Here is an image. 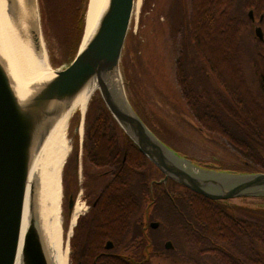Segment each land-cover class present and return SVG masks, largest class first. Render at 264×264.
I'll use <instances>...</instances> for the list:
<instances>
[{
    "label": "trees",
    "instance_id": "trees-1",
    "mask_svg": "<svg viewBox=\"0 0 264 264\" xmlns=\"http://www.w3.org/2000/svg\"><path fill=\"white\" fill-rule=\"evenodd\" d=\"M152 1L156 2L142 0L141 11ZM41 4L49 29L63 33L71 50L68 57H74L83 35L87 0H41ZM250 11L256 24L263 17L258 24L262 41L251 37ZM167 19L174 42L179 44L175 79L191 114V125L201 129L205 137L220 135L238 152V161L245 169L264 173V0H188L185 6L182 0H172ZM127 75L124 80L129 99L145 123L147 118L152 125L168 127L145 106L146 97H139L144 90H136ZM94 98L85 113L83 163L95 169L92 176L96 186L108 166L121 172L108 183L95 207L96 213H101V223L87 219L76 227L70 243L74 264H133L102 255L103 242L113 240L114 252L118 253L131 232L134 243L143 245L147 238L137 239V226L129 231L119 220L132 208L137 221L146 197L150 202L148 217L159 223V229L150 233L146 242L151 252L160 250L167 239L185 259L196 264L206 258L214 264H264V199L235 206L212 202L171 181L166 187L159 186L155 182L163 175L123 134L100 97L95 118L88 125ZM182 142L179 136L177 144ZM69 164L73 170L75 160ZM200 164L214 165L208 161ZM216 166L226 170L225 164ZM76 178V169L70 178L67 176L75 189ZM152 182L155 184L150 191ZM102 199H107L105 205Z\"/></svg>",
    "mask_w": 264,
    "mask_h": 264
},
{
    "label": "water",
    "instance_id": "water-1",
    "mask_svg": "<svg viewBox=\"0 0 264 264\" xmlns=\"http://www.w3.org/2000/svg\"><path fill=\"white\" fill-rule=\"evenodd\" d=\"M29 1L37 11L33 32L41 35L38 0ZM137 1L106 0L89 34L84 20L85 29L70 63L52 69L44 80L27 84L24 96L19 94L0 35V264H15L18 256L26 189L44 143L75 101L94 88L123 134L163 175L157 184L171 181L212 202L235 206L264 199V173L223 170L188 158L162 142L131 103L121 62ZM248 15L253 16L251 11ZM255 36L262 40L260 27ZM73 208L70 191L69 215ZM20 248L23 264H48L34 227L26 230Z\"/></svg>",
    "mask_w": 264,
    "mask_h": 264
},
{
    "label": "rangeland",
    "instance_id": "rangeland-1",
    "mask_svg": "<svg viewBox=\"0 0 264 264\" xmlns=\"http://www.w3.org/2000/svg\"><path fill=\"white\" fill-rule=\"evenodd\" d=\"M171 1L172 0L152 1L144 11H141V0L138 9L134 11L128 39L122 56L121 67L123 77L127 80V74H129L136 90H144L139 97L141 100L146 97L145 99L148 104H145V106L150 108L154 115L158 118H163L167 123L168 127L165 125H152L150 122L151 120L145 118L146 123L154 129L161 141L168 147L199 162L209 159L212 154H216L217 158L225 159V161L229 159L238 163L239 161L232 157L233 155H240L220 135L210 134L208 137H205L200 131L195 130L190 123V120H192L191 114L182 99L181 92L175 79L176 60L180 50L178 42H174L171 35V22L167 19V10ZM37 2L38 12L40 13L41 36L48 63L53 70L63 69L73 59V57L71 58L72 55L68 57L71 50H68L69 46L65 44L67 42L62 32L58 31V34L57 29L53 30L54 32L49 29L50 27L47 25L41 0ZM187 3L188 0H182L183 6ZM253 30L252 26L250 31L252 34L251 37L255 39ZM61 38L62 43L59 41ZM98 95L97 93L94 95L95 98L90 104L88 125H90L89 122L92 123L95 118L94 114L97 109L98 97H100ZM140 105H143V103H140L139 106ZM81 119V114L75 112L69 120L68 131L66 133L69 152L63 166L61 177V228L65 237L69 232L71 217L67 209V196L70 191L74 193L75 189L74 186V188L70 186L67 176L70 178L72 171L74 172L75 169L77 178L75 180L76 192L74 194V201L75 204L78 202L79 205L84 207V211H82L75 226L71 230L69 240L70 264H74V251L70 246L71 239L75 235L76 227L80 225V221L85 222V220H87V196L90 194V191L88 192L86 185H91V189L96 188V180H94L92 176L95 174V169L85 162L83 163L85 153L83 148L85 114L83 119ZM81 122L82 129L80 132ZM179 136L182 138L183 142L177 144ZM74 160L75 167L72 170V165L69 163L74 162ZM66 167L67 171H65ZM241 172L249 171L245 169ZM84 189L86 192H84ZM165 241L166 243L169 242L170 245L173 246V249L169 248L168 250H164V253H158V255L153 256L151 258V264H194L185 259V256L180 253L181 250H175V245L171 240L166 239ZM200 264L214 263L206 258L202 259Z\"/></svg>",
    "mask_w": 264,
    "mask_h": 264
},
{
    "label": "bare ground",
    "instance_id": "bare-ground-1",
    "mask_svg": "<svg viewBox=\"0 0 264 264\" xmlns=\"http://www.w3.org/2000/svg\"><path fill=\"white\" fill-rule=\"evenodd\" d=\"M140 2L141 0L137 1V7ZM29 3V0H0L1 41L21 96L25 95L24 87L27 84L44 80L52 71L42 36L39 32H33L32 24L37 20V11L34 4L30 6ZM105 3L106 0L89 1L85 18L86 33L89 34L93 30ZM95 91L96 88L76 100L55 125L35 160L28 181L22 213L20 247L26 230L30 226L34 227L40 233L48 264H70L71 230L84 207L78 202L75 204L70 217L69 232L65 237L61 228L60 204L62 170L69 152L66 133L69 120L75 112H79L83 119L90 99L97 93ZM81 129L82 122L80 132ZM20 247L15 264H23Z\"/></svg>",
    "mask_w": 264,
    "mask_h": 264
},
{
    "label": "flooded vegetation",
    "instance_id": "flooded-vegetation-1",
    "mask_svg": "<svg viewBox=\"0 0 264 264\" xmlns=\"http://www.w3.org/2000/svg\"><path fill=\"white\" fill-rule=\"evenodd\" d=\"M262 19L263 17L260 16L256 24L255 17L252 16V18H250L253 24L254 35H255V29L257 27L261 28V26L258 24L262 22ZM255 39L258 40L256 36H255ZM262 40H263V31H262ZM232 158L238 161V158L236 155H233ZM205 161L211 162L214 165H224L225 164L226 170H233V171H239V172L245 170V164L243 162L239 161L238 163H236L229 159L225 161V159L217 158L216 154H212V156L209 157V159ZM117 172H121V170L119 168H116L115 166H108L106 169L103 170L101 182L96 186V188L91 189V185L89 184L86 185L88 192L90 191V194H88L87 196L88 197L87 219L91 220L92 222L101 223L102 221L101 213H98V212L96 213L95 207L100 199V196L103 195L105 188L108 187V183L111 181V179L115 178V174ZM155 183L152 182L151 184H149L150 191H151V185ZM167 184L168 182L166 183V185L164 184H160V185H163L164 187H166ZM84 192H86L85 189H84ZM102 200L105 205L106 202L104 201H107V199H102ZM149 204L150 202L147 201V197H146L145 206L143 208V213L141 214V216H138L137 221H135L134 219L132 208L127 209L126 213L123 214V218L119 220L122 225V228H130L129 231L133 230L134 227L137 226V229L140 232V235H139L140 238L138 237L137 239H144V238L149 239L150 233L151 234L156 233V231L159 229V223L157 221L150 220V218L148 217L149 216ZM154 223L158 224L157 227L155 228L151 227V224H154ZM127 236L128 237H126V243H124L123 249L118 253L114 252V248H115L114 241L110 240L109 238H106L103 242L104 251L102 252V255H113V256L121 258L122 260L126 262H130V263L133 262V264H144L145 262H148L145 264H149L151 263V258H152L151 253L154 252L153 256H156L158 255V253H164L165 252L164 250H168L169 248L173 249V246H169V248H166V241H165L164 243H162V248H160V250L151 252L149 250L150 249L149 241L147 243L148 246L146 247L147 239L143 243V245L142 243L135 244L134 241L132 240L133 233L130 232ZM194 264L196 263L194 262Z\"/></svg>",
    "mask_w": 264,
    "mask_h": 264
}]
</instances>
